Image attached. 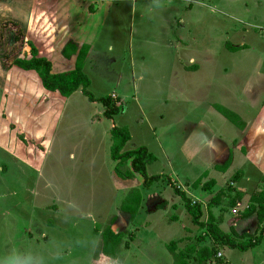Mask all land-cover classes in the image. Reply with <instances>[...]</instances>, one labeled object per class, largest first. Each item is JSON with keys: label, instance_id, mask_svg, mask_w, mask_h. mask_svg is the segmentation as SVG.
I'll return each instance as SVG.
<instances>
[{"label": "rangeland", "instance_id": "374dc122", "mask_svg": "<svg viewBox=\"0 0 264 264\" xmlns=\"http://www.w3.org/2000/svg\"><path fill=\"white\" fill-rule=\"evenodd\" d=\"M62 1L61 9L68 19L73 8L78 10L76 19L83 26L78 27V34L87 31L85 36L93 41L90 66L85 70L91 82L88 90L95 97L116 94L121 99V109L108 119L103 116L101 103L89 101L80 92L65 98L46 91L36 72L9 66L15 58L28 59L30 50H25V42L15 44L14 34L0 24V264H172L167 243L198 234L172 184L192 200L201 201L205 210L213 197L226 189L227 180L236 171L245 170V177L235 184L246 193L240 207L243 210L264 173V156H258L259 143L246 146L244 154L241 144H231L238 135L236 126L201 103L208 96L216 102L225 98L203 93L199 73V80L195 78L194 82L185 75L176 76L177 87L188 96L183 92L174 98L173 91L165 90L168 82L163 77L169 71L166 41H179L180 34L172 33L170 28L184 24L181 34L191 46L198 35L199 44L207 47L212 40L216 43L211 34L219 37L217 42H227L225 25L243 29L245 26L232 18L241 19L246 12L264 17V3L254 6L253 0H111L106 2L107 9L88 15L82 12L86 10L83 4L92 5V0H74L73 5ZM35 6V0H8L0 8V19L26 22ZM95 7L92 5V9ZM199 9L204 10L202 15ZM210 17L221 19L219 35L209 27ZM35 19L33 16L34 25ZM252 32L255 40L261 38L264 42L263 31ZM26 37L38 44L43 58L49 55L53 73L71 68L60 51L49 48L50 39L39 42L31 30ZM175 57L182 56L179 52ZM229 57L225 56L226 61ZM246 109L252 117L257 113L251 105ZM199 121L205 122L215 139L207 142L202 130L199 135L194 131L190 135L192 126ZM114 126H124L130 132L131 139L124 150L145 146L154 156L146 172L148 176L162 175L161 180L145 189L139 175L130 180L115 175L109 133ZM188 139L185 151L194 157L186 165L181 152ZM219 139L229 140V147L236 148L235 160L225 174L214 169L224 154ZM205 171V181L214 179L216 186L206 193L191 189L190 184ZM133 188L140 190L143 201L136 218L130 221L120 206ZM224 203L226 198H222L221 205ZM234 209L221 211L212 207L214 215L224 219L220 226L225 231H229ZM112 217L116 218L111 225L114 232L125 236L113 253H105L101 236L94 231L107 227ZM244 222L235 221L234 228L241 223L239 229L245 226L252 234L255 229L247 228ZM128 233L133 234L132 241ZM183 245L180 243L179 248ZM221 252L222 264H239L240 258L250 253H264V236L248 252L226 247ZM262 259L264 256L259 254L253 256L252 262L261 264Z\"/></svg>", "mask_w": 264, "mask_h": 264}, {"label": "crops", "instance_id": "0c3cea01", "mask_svg": "<svg viewBox=\"0 0 264 264\" xmlns=\"http://www.w3.org/2000/svg\"><path fill=\"white\" fill-rule=\"evenodd\" d=\"M7 1L8 0H0V8L3 5H5ZM35 1H36V6L32 7V9L29 11V15L26 19V22L23 21L16 22L6 19H0V24L5 22H15L19 24V27L23 34V41L20 43H16V42L14 43L19 44L20 46L21 43L25 42L27 44L25 46L26 51L30 50L31 48L30 45H32L36 50L37 56L41 58H43V55L38 48V44H34L33 42H30L28 37H26L27 31L29 30L34 31V34L35 36H37L39 42L43 41L42 39L44 38H46V40L50 39L52 42L50 43L51 45L49 46V48L54 47L56 52L60 51L61 57H63L61 51L63 50L64 46L68 42L74 41V44L78 46L77 53L72 55L69 59L63 57L66 61H68L69 65L71 66V68L68 71L74 69L77 54L80 48L83 45H87L88 52L86 54L83 65V71L85 72L87 67L90 66L93 41L91 38H89L88 40L87 36H85L87 31L86 32L84 31L85 32L84 35L78 34V27H83V26H82V21L76 19L78 17L77 14L78 10L76 9V7L73 8V11L71 13H68V16H70L69 17L70 19H68V17H66L67 13L64 14L65 13L64 9L63 8L61 9L60 2L62 0H51L50 7H49V0H35ZM66 1L72 2V5L74 4V0H64L62 2H64L65 4ZM109 1L111 0H92L91 1L92 5H96L98 9L96 7L92 9L91 4L82 3L86 7V10L83 9L82 12H86L88 15H90L88 12H93V14H97L98 10L101 11L107 9L106 2L108 3ZM253 3L254 6L255 5L259 6L264 3V0H253ZM60 9L63 11L61 12ZM199 13L200 15H202L204 13V10H200ZM73 15H74V20L71 21V16ZM82 15H84V13H82ZM33 16L34 18H36L35 25L33 24ZM167 17L169 18V15H167ZM212 17H210L209 19V22H211L209 27H211L213 33H217V35H219L221 31V29L219 28V21L221 19L212 18ZM15 19L17 20V17ZM232 21L242 24L245 27L243 29H239L235 27L233 28L231 25H225L227 27L225 34L228 35V38L225 41L227 42H222V43L217 42V40H219V37H213V35L211 34V38L214 39L216 43H214V41L212 40L208 47L200 45L199 41H197V39H199L201 35H198L196 39H194V41L196 42L194 46H191V44H189V42L186 39H184L183 37L184 35L181 34L184 32L183 21H182L183 25L181 26V28L177 24L175 25L174 29L173 26H171L170 30L172 33L174 32V34L176 33H180V34L177 37L179 41H174L175 39H169L166 41L164 51H167L169 53L168 54L169 56L167 55V53L164 54H166L167 58L169 59L165 61L169 63V71L168 73H165L163 77V79L168 82L165 83L164 87L165 90L168 91L169 93L173 91L171 97L175 98V96L178 93L182 96L183 92L184 95L188 96L187 92L184 91L183 88L177 87L175 82V79H177L176 76L185 75L188 79L194 82L195 78L198 79L196 74L199 73L201 81L199 79L198 80L200 86L203 87L202 88L203 93H206V91L209 92L212 95V98L214 97V93L217 96H221L225 98L224 99L225 101L223 102H216L214 101V98L211 99L210 96H208L207 98L209 99H207L205 103L204 102L201 103L209 111L214 110L217 113L219 112L217 111L215 106H221L237 114L244 124L242 130H239L237 128L238 135L235 136V139L234 141L232 140L231 144H236V143L241 144L240 146H243L242 148H240L241 151V149L243 150L244 148L247 150L246 146H251L254 145L255 143H259L256 144V145H260L257 151L258 156H264V42H262L261 38L260 39L257 38V40H255L253 38L255 33L252 32V30L263 31L262 39L264 41V37H263L264 17L257 16L254 13L246 12L245 14L242 15L241 19L235 17L232 18ZM203 24H205L204 21L199 27L203 28ZM86 25L87 22L85 26ZM4 28L10 30L9 27H4ZM81 29L82 28H80V30ZM9 33H13V32L10 30ZM173 52L175 53V56L180 52L182 57H177V58L175 56L173 57ZM228 54L230 55V57L228 61H226L227 58H225V56L227 57ZM44 58L48 60L50 57L49 55H47V57ZM49 62L51 63V61ZM227 62L228 65L225 66ZM113 96L116 97L117 100L116 102H118L120 105L121 104L120 97L117 96L116 94ZM249 105L257 108L256 111L257 113L253 117L250 116V113H248L249 111L246 109V106ZM201 130L203 131L204 135H206L207 142L211 140L212 137L213 139H215L214 137L215 135L208 131L209 129L206 127L205 122L203 121L196 122L192 126L190 135L193 133V131L196 134H198ZM193 137H195L194 134ZM189 140L190 139L187 140L185 148L181 152L186 162L185 163L186 165L194 157L185 151V149L188 148ZM249 140H251V143L249 142ZM218 141H220V143L223 145L224 154L223 157L222 156L220 157V159L218 160L219 162H216L215 165L222 164L224 160H227L228 156L230 155L232 157V160H235L234 151H236V148H234L233 145L232 147H229V143H227L229 140L227 141L224 139H219ZM237 151L239 150L237 149ZM242 152L244 154V151ZM232 160L231 162L233 163ZM243 177H245V172ZM242 221L248 223L245 224L246 226L247 225L249 226L247 228H251V230L256 229V219L254 217H250ZM240 224H238L237 228H235L238 232H249L247 231L248 229L246 230L245 226L242 227L243 229L241 231L239 229ZM220 228L223 230L222 226H220ZM220 253H221L220 256L224 258L223 252ZM259 254L264 256L263 252H260ZM259 254L250 253L248 254L249 255L248 257H241L238 262L239 264H253L252 262L253 256H258ZM262 260H260V263L264 264Z\"/></svg>", "mask_w": 264, "mask_h": 264}, {"label": "trees", "instance_id": "16d2710c", "mask_svg": "<svg viewBox=\"0 0 264 264\" xmlns=\"http://www.w3.org/2000/svg\"><path fill=\"white\" fill-rule=\"evenodd\" d=\"M3 27H9L15 37V42L23 41V34L19 24L15 22H5ZM30 57L16 58L9 66H15L24 71H34L38 74L42 87L46 91L58 93L60 96L69 98L76 92L82 93L89 101L99 102L104 106L103 116L112 119L118 115L121 109L120 105H116V97L107 95L103 97H95L89 90L91 84L90 79L83 71L84 60L88 52V46L83 45L78 51L74 69L62 73H53L51 63L37 56L35 48L30 45ZM78 46L74 42H68L61 51L62 56L69 59L77 53ZM217 111L225 117L230 123L234 124L239 130L243 129V122L240 117L221 107L215 106ZM110 157L114 161V173L121 180L133 179L134 175L142 178V187L149 188L154 182L161 180L162 175L148 176L146 172L147 165L154 162V156L149 153L145 146H139L133 150H124L126 143L131 139L129 130L122 127H112L110 130ZM244 151V150H242ZM232 157L228 156L227 160L220 165H214V169L220 173H225L231 165ZM262 175V176H261ZM244 171H236L235 174L227 180L226 189L220 190L211 202L206 206L199 200H192L189 195L179 186L172 184L174 194L183 202L184 209L190 217L191 223L197 228L198 234L195 237H184L167 243L166 249L173 257L172 264H222L223 257L221 255L222 248H229L241 252L249 251L261 243L264 232V173L260 174L254 191L249 195L247 204L243 210L240 208L243 204L245 192H241L235 187V184L242 181ZM208 177L205 171L199 178L190 184L193 190L200 189L203 192L210 191L216 186L214 179ZM223 195V196H222ZM222 198H226V204L221 205ZM143 196L140 190L133 188L129 190L120 206V210L128 214L130 221H134L141 206ZM218 203V204H216ZM216 204V205H215ZM177 207V205H176ZM212 207L227 211V208L234 209L232 222L229 231L220 228L221 217H216L212 211ZM239 209H241L240 214ZM206 213V217H205ZM250 217L256 219V229L251 234L249 232H238L234 228L235 221L246 220ZM112 217L109 225L103 230L95 228V233L101 236L102 250L105 253H113L121 244L125 234L123 232H114L111 225L115 221ZM177 219H173L176 221ZM261 230V231H260ZM260 235L257 236V232ZM130 235L131 241L134 236ZM184 245L179 248V244ZM127 247L128 244L126 243ZM225 264V263H224Z\"/></svg>", "mask_w": 264, "mask_h": 264}, {"label": "built area", "instance_id": "2783aa9c", "mask_svg": "<svg viewBox=\"0 0 264 264\" xmlns=\"http://www.w3.org/2000/svg\"><path fill=\"white\" fill-rule=\"evenodd\" d=\"M263 37H264V34H263Z\"/></svg>", "mask_w": 264, "mask_h": 264}]
</instances>
